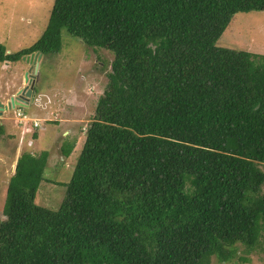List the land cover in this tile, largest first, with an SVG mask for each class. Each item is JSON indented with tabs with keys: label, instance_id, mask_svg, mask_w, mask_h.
<instances>
[{
	"label": "trees",
	"instance_id": "16d2710c",
	"mask_svg": "<svg viewBox=\"0 0 264 264\" xmlns=\"http://www.w3.org/2000/svg\"><path fill=\"white\" fill-rule=\"evenodd\" d=\"M250 11L264 0H54L34 44L0 42V63L60 52L63 29L114 55L58 209L36 203L49 151L18 157L0 264H210L234 260L239 244L264 252V54L217 44ZM76 144L65 140L63 155Z\"/></svg>",
	"mask_w": 264,
	"mask_h": 264
},
{
	"label": "rangeland",
	"instance_id": "374dc122",
	"mask_svg": "<svg viewBox=\"0 0 264 264\" xmlns=\"http://www.w3.org/2000/svg\"><path fill=\"white\" fill-rule=\"evenodd\" d=\"M53 3L54 0H0V42L10 52L34 44L47 27ZM62 40V50L44 55L38 68L41 79L37 82L38 103L44 102V106L53 111L52 118L48 119L47 114L40 112L42 108L37 102L3 113L2 121L8 128V134H0V211L6 202L16 158L24 151L38 153L49 150L46 179L39 187L36 203L51 209L61 206L67 192L66 183L73 175L86 140L85 132L94 117L98 98L108 83L114 58L111 51L89 46L67 29L62 31ZM217 44L264 54V11L236 13ZM25 64L24 58L0 63V91L8 82L14 84L22 78ZM18 109L32 122L37 115L41 126L39 138L34 136L37 130L25 127L28 124L24 126L17 120L14 112ZM62 117L76 120L66 123L59 120ZM71 124L73 130L69 128ZM65 135L80 142L69 157L64 156L61 150ZM210 264H264V252H246L245 246L239 244L234 260L221 262L213 257Z\"/></svg>",
	"mask_w": 264,
	"mask_h": 264
},
{
	"label": "crops",
	"instance_id": "0c3cea01",
	"mask_svg": "<svg viewBox=\"0 0 264 264\" xmlns=\"http://www.w3.org/2000/svg\"><path fill=\"white\" fill-rule=\"evenodd\" d=\"M42 59H43V57H42ZM42 59H41V61H42ZM41 61H40V63H41ZM5 65L6 66H10L9 65V63H5ZM29 68H30V65L27 63V61H26V64L24 65V67H23V70H22V78H19V80H17L14 84L12 83V82H8L7 84H6V87H1V93H0V98H2V100L0 101V103H3L4 105H7V103L10 101V98L12 97V96H14L18 91H19V89H21V88H23V87H25V85H26V82H25V75H26V73H27V71L29 70ZM41 79H40V75L38 74L37 75V79H36V83H35V89H34V91H35V99L34 100H32L31 101V103L32 104H34V102H37L38 103V95H37V91H38V88H37V82L39 83V81H40ZM5 85V84H4ZM40 106H41V108H42V111H40L41 113H44V114H47L49 117H48V119H51L52 118V116L54 115V113H53V111L52 110H48L49 108H48V106H44V102H40V103H38ZM6 107V106H5ZM44 108H48L47 110H45ZM6 110H8V109H3V111H2V113L0 114V125L3 127V132H1V135H7L8 134V128H6V125H5V123L2 121V117H3V113H4V111H6ZM15 113V112H14ZM16 115V114H15ZM35 116L36 117H32L34 120L33 121H38V123H39V126H35L34 125V122H32V121H29V122H32V124H30L29 122H25L24 123V126L26 125V124H28V125H26L25 127H28V126H30L31 127V129L32 128H34L35 130H37V132H38V130L40 129V122H39V118L37 117V115L35 114ZM51 117V118H50ZM17 118V117H16ZM64 120L66 123H69V122H72V121H75L76 120V118H72V119H70V118H66V117H62L61 119H59L60 121L61 120ZM18 120V119H17ZM71 120V121H70ZM59 121V122H60ZM58 122V123H59ZM23 127V126H22ZM19 128H20V126H19ZM69 128L71 129V130H73L72 129V124L71 125H69ZM28 129V128H27ZM40 137V132H38L37 133V138H39ZM67 139H72L71 137L69 138L67 135H65L64 137H63V142L65 141V140H67ZM38 140V139H37ZM73 140V139H72ZM62 142V143H63ZM80 143V142H79ZM79 143H77L76 144V146H75V148L77 147V145L79 144ZM83 143V142H82ZM81 143V144H82ZM49 151V150H48ZM74 151V150H73ZM23 153V152H22ZM22 153L21 154H19V156L18 157H20L21 155H22ZM33 153V152H32ZM49 156H50V153H49ZM18 157L16 158V159H18ZM17 161V160H16ZM16 163V162H15ZM16 165V164H15Z\"/></svg>",
	"mask_w": 264,
	"mask_h": 264
},
{
	"label": "water",
	"instance_id": "95a60500",
	"mask_svg": "<svg viewBox=\"0 0 264 264\" xmlns=\"http://www.w3.org/2000/svg\"><path fill=\"white\" fill-rule=\"evenodd\" d=\"M42 56H43L42 53L35 52L23 57L30 65V68L25 75L26 85L25 87L19 89V91L10 98V101L7 103V105L0 103V114L2 113L3 109L10 110L17 106H27L29 103H31L32 100L35 99L34 87H35V83L38 75V68ZM33 66H34V70H33Z\"/></svg>",
	"mask_w": 264,
	"mask_h": 264
},
{
	"label": "built area",
	"instance_id": "2783aa9c",
	"mask_svg": "<svg viewBox=\"0 0 264 264\" xmlns=\"http://www.w3.org/2000/svg\"><path fill=\"white\" fill-rule=\"evenodd\" d=\"M15 114H16V117H17V119H18V121L20 122V123H25V122H29V121H31V118L27 115V114H24L22 111H21V109H18L16 112H15ZM34 122V125L37 127V126H39V123H38V121H33Z\"/></svg>",
	"mask_w": 264,
	"mask_h": 264
},
{
	"label": "clouds",
	"instance_id": "9594fccd",
	"mask_svg": "<svg viewBox=\"0 0 264 264\" xmlns=\"http://www.w3.org/2000/svg\"><path fill=\"white\" fill-rule=\"evenodd\" d=\"M43 57V56H42ZM39 74V73H38Z\"/></svg>",
	"mask_w": 264,
	"mask_h": 264
}]
</instances>
